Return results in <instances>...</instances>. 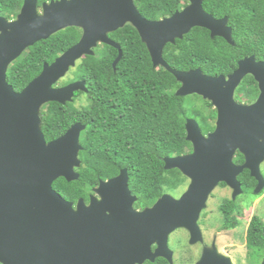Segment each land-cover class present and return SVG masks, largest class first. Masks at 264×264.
I'll return each instance as SVG.
<instances>
[{
  "label": "water",
  "instance_id": "95a60500",
  "mask_svg": "<svg viewBox=\"0 0 264 264\" xmlns=\"http://www.w3.org/2000/svg\"><path fill=\"white\" fill-rule=\"evenodd\" d=\"M204 1L190 0L182 10L159 20L143 18L134 0H55L42 3L41 12L37 0H24L14 20L0 16V264H143L157 257L172 264L168 235L178 228L193 230L218 183L229 185L236 196L240 193L236 177L249 169L258 181L255 193L264 189L259 169L264 160V62L245 56L225 78L205 75L199 68L176 71L162 57L167 44L195 27L233 45L227 18L207 14ZM126 25L137 32L153 67L164 68L180 84L176 96H200L217 112L215 128L207 134L188 118L185 132L191 151L163 159L166 171L178 170L189 180L187 190L177 200L166 194L139 218L126 213L130 203L119 202L118 183L122 180L126 189L125 171L103 183L109 187V197L101 202L91 197L88 205L78 200L74 206L63 199L53 183L59 178L79 179V139L85 125L76 122L49 142L41 131L40 111L45 104L65 105L76 92H88L84 81L55 85L77 61L93 56L98 43L118 50L112 63L115 70L122 50L109 34ZM67 28L81 30L79 41L51 64H44L37 77L15 92L6 81L10 64L27 48ZM247 75L256 82L259 97L250 105L237 104L234 91ZM236 151L246 157L240 167L232 163ZM159 210L160 222L154 224L150 215ZM154 243L158 248L152 253ZM207 258L204 254L198 264H232L221 255L216 260Z\"/></svg>",
  "mask_w": 264,
  "mask_h": 264
},
{
  "label": "trees",
  "instance_id": "16d2710c",
  "mask_svg": "<svg viewBox=\"0 0 264 264\" xmlns=\"http://www.w3.org/2000/svg\"><path fill=\"white\" fill-rule=\"evenodd\" d=\"M189 1L134 0V4L143 18L159 20L182 10ZM23 2L0 0V13L9 18ZM202 8L215 19L227 18L233 45L219 37L210 38L207 30L195 27L182 39L164 47L162 57L171 69L188 71L199 68L208 76H225L233 72L237 62L245 56L254 55L264 62V0H205ZM80 35V29L67 28L27 48L8 67L7 83L15 92H20L40 74L43 64H51L75 45ZM109 36L122 50L115 71L112 62L116 52L103 45L94 56L80 60L70 81L86 83L88 105L114 106L115 109L92 110L90 118L85 120L78 110L67 111L66 106L56 102L45 104L40 111L41 131L47 142L63 135L76 122L86 125L82 131V136L86 133L85 144L81 136L79 139L80 145L83 144V152L78 155L81 164L76 169L79 179L67 182L59 178L53 183V189L72 203L85 196L83 186H93L97 175L102 178L110 176L114 161L132 167L139 184L156 186L161 176L148 172L153 163L159 164V174L165 175L166 192L176 191L185 177L178 170L162 168L161 158L191 151V144L186 141L187 118H194L203 134L213 130V125L207 121L208 117H215L209 103L196 95L176 96L179 83L164 68L153 67L146 46L130 25ZM247 78L246 81L255 85L251 77ZM250 82H245L247 86L243 91L248 98L257 92L256 87L252 89V95L246 91ZM113 153L121 156L114 160L110 157ZM98 166L102 167L101 171ZM263 229L262 218L255 216L246 232V244L252 255L257 248H260L261 257L264 254Z\"/></svg>",
  "mask_w": 264,
  "mask_h": 264
},
{
  "label": "flooded vegetation",
  "instance_id": "af4514ba",
  "mask_svg": "<svg viewBox=\"0 0 264 264\" xmlns=\"http://www.w3.org/2000/svg\"><path fill=\"white\" fill-rule=\"evenodd\" d=\"M50 1L55 0H41L40 4H38L37 0V9L41 12L42 3H49ZM24 3V2H23ZM22 3V5H23ZM11 15V17L6 18L0 13V16L5 17L7 20L11 21L16 18L20 9ZM2 11V9H0ZM81 37V35H80ZM110 37V36H109ZM80 39V38H79ZM79 41V40H78ZM104 44H97V46L92 50L95 53L98 49H100ZM115 50L116 57L118 55V50ZM93 55V56H94ZM84 58V57H83ZM81 60V59H80ZM77 61V65L79 64ZM256 61H260L257 60ZM47 64V63H45ZM44 65V64H43ZM77 68V67H76ZM76 68L73 69L76 71ZM231 72L230 74H232ZM230 74L223 75L227 78ZM219 76V75H218ZM247 77H253L251 75H247L243 78L240 85L236 88L233 94V100L237 104H245L250 105L254 103L259 97V90L257 87L256 82L253 79L252 84L248 80ZM72 79V76H69ZM70 79V80H71ZM82 81V80H78ZM75 82V81H74ZM246 83L250 82V87L247 88V92L249 95H252L254 87H256L257 92L252 95L251 98H248L246 95H243V91L247 85ZM73 83L72 81L60 82L58 81L55 87H62L67 84ZM180 85V84H179ZM242 86V87H241ZM79 92H76L73 97V106L67 105V111L78 110L81 113L82 119H89L90 112L96 109H115L114 106H92L86 103V96L88 92H82L83 94L78 95ZM193 96V95H191ZM197 96V95H196ZM80 97L83 98V102L80 105H77L76 102ZM190 97V96H187ZM200 97V96H199ZM204 100V99H203ZM206 101V100H205ZM208 102V101H207ZM210 109L214 112V115L211 116L209 112L208 115L211 117L207 118V121L213 125V130L215 128V122L217 117L216 109H214L210 102ZM59 104V103H58ZM208 111V110H207ZM188 119V118H187ZM186 119V120H187ZM85 125V124H82ZM86 128V125H85ZM212 130V131H213ZM210 131V132H212ZM209 133V132H208ZM81 141L83 144L86 142V133L80 134ZM83 144L81 151L83 152ZM262 151L259 150L258 154L261 155ZM118 153H113L110 155L111 158L114 160L120 157ZM164 158L162 160V168H164ZM246 157L239 151H236L233 155L232 163L236 167H240L245 163ZM113 170L110 169L111 175L107 178H102L100 176H96L95 182L93 186L85 187L84 192L85 196L79 198L78 200H82L85 205H88L90 202V198L93 197L96 202H101L103 197H109V187L104 186V182H109L112 179L117 178L123 171H125L126 179V189L122 186V180L118 183L119 188V202L120 200H124L127 204H131L129 207V211L127 210V214L131 215L132 217L140 216V213L148 211L152 209L155 203L162 198L165 197L167 194L166 187L164 183L165 175L164 173L159 174L160 168L159 164L153 163L150 169V174L156 176V173L161 176L159 178L158 185H142L139 184L140 181L134 176L135 172L133 171L132 167L128 168L123 165V163H117L114 161L112 164ZM260 173L264 178V160L259 164ZM98 170L101 171L102 167L98 166ZM96 170L97 174L99 171ZM109 170V168H107ZM237 182L239 183L240 193L236 196L233 195L234 190L227 185L226 183H218L215 189L211 192V194L207 197L205 201V207L199 213L196 226H194L193 230L186 228H178L170 233L167 237V247L168 250L171 252V263L172 264H198L202 259L203 255H207V259L216 260V255H221L223 257H227L230 259L232 264L242 263V264H261L262 259L261 257L260 248H257L256 253L254 252L253 255L251 254L250 249H248L246 244V232L249 226L250 221L255 217H261L260 212V203L264 198V189L260 190L258 193H255V189L257 188L258 181L255 177L251 175V171L249 169H243L241 173H239L236 177ZM189 184V180H188ZM188 184L185 185L183 189L178 190L176 189V193L171 194L175 200L179 199L183 193L187 190ZM255 196L253 201H251V196ZM77 200V201H78ZM77 202L73 203L75 206ZM163 214H165V209L162 210ZM139 218V217H138ZM136 218V220H140ZM161 218V210L158 211V214L150 215V220L152 223H156V221L160 222ZM142 223V221L140 220ZM137 225L140 223L136 222ZM232 226V227H231ZM140 228V227H139ZM264 230V229H263ZM263 232V231H262ZM158 245L156 243L152 244L150 250L152 253L157 251ZM241 249V250H240ZM215 258V259H214ZM143 264H170L169 260L164 257H157L155 258L154 262L145 261Z\"/></svg>",
  "mask_w": 264,
  "mask_h": 264
},
{
  "label": "rangeland",
  "instance_id": "374dc122",
  "mask_svg": "<svg viewBox=\"0 0 264 264\" xmlns=\"http://www.w3.org/2000/svg\"><path fill=\"white\" fill-rule=\"evenodd\" d=\"M113 63V62H112ZM77 67V62L75 63V66L74 67H72V68H70L69 69V71L67 72V74L61 79V80H59L60 82H66V83H68V82H70V79L71 78H69V76H72L73 77V74H72V71H73V69L74 68H76ZM75 71V70H74ZM115 71V70H114ZM214 77V76H213ZM73 100L71 101V102H69V104L71 105V106H73ZM82 102H83V98L82 97H80V99H78V101L76 102V104L77 105H80V104H82ZM191 118V117H190ZM188 184V179L187 178H185V180H184V182H183V184L180 186V188L178 189V190H180V189H183L184 187H185V185H187ZM177 190V191H178ZM177 191H174V192H168L167 194H169V195H171V194H174V193H176ZM255 198V196L253 195V196H251V201H253V199ZM260 212H261V218H262V220H263V222H264V198L262 199V201H261V203H260ZM241 250V249H240ZM236 264H242V263H236Z\"/></svg>",
  "mask_w": 264,
  "mask_h": 264
},
{
  "label": "clouds",
  "instance_id": "9594fccd",
  "mask_svg": "<svg viewBox=\"0 0 264 264\" xmlns=\"http://www.w3.org/2000/svg\"><path fill=\"white\" fill-rule=\"evenodd\" d=\"M229 26V25H228ZM230 27V26H229ZM232 30V29H231ZM194 119V118H193Z\"/></svg>",
  "mask_w": 264,
  "mask_h": 264
}]
</instances>
